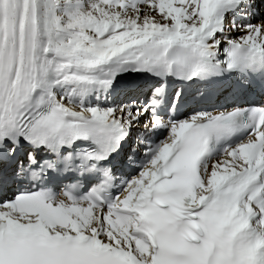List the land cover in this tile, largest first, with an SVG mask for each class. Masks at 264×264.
Returning a JSON list of instances; mask_svg holds the SVG:
<instances>
[{
    "label": "snow or ice",
    "instance_id": "1",
    "mask_svg": "<svg viewBox=\"0 0 264 264\" xmlns=\"http://www.w3.org/2000/svg\"><path fill=\"white\" fill-rule=\"evenodd\" d=\"M0 264H264V0H0Z\"/></svg>",
    "mask_w": 264,
    "mask_h": 264
},
{
    "label": "bare ground",
    "instance_id": "2",
    "mask_svg": "<svg viewBox=\"0 0 264 264\" xmlns=\"http://www.w3.org/2000/svg\"><path fill=\"white\" fill-rule=\"evenodd\" d=\"M219 102L223 103L224 102V98L221 97Z\"/></svg>",
    "mask_w": 264,
    "mask_h": 264
}]
</instances>
